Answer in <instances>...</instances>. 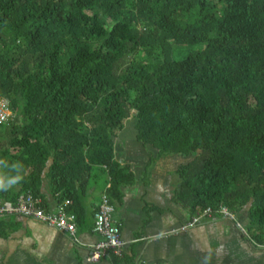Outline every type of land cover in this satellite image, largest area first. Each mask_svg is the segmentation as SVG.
Returning a JSON list of instances; mask_svg holds the SVG:
<instances>
[{
	"label": "trees",
	"instance_id": "trees-1",
	"mask_svg": "<svg viewBox=\"0 0 264 264\" xmlns=\"http://www.w3.org/2000/svg\"><path fill=\"white\" fill-rule=\"evenodd\" d=\"M2 101L1 199L46 181L81 226V193L134 182L113 159L133 117L185 159L177 204L244 210L264 242V0H0Z\"/></svg>",
	"mask_w": 264,
	"mask_h": 264
},
{
	"label": "crops",
	"instance_id": "crops-1",
	"mask_svg": "<svg viewBox=\"0 0 264 264\" xmlns=\"http://www.w3.org/2000/svg\"><path fill=\"white\" fill-rule=\"evenodd\" d=\"M134 122L125 125L113 143L114 161L135 176L131 185L119 187L118 197L111 198L113 220L124 242L122 257L87 260L102 239L93 224L107 184L105 189L92 185L79 195L78 216L84 223L79 226L75 220L74 238L34 218H0V264H264V246L248 232L244 210L233 219L206 218L178 234L170 233L194 217L174 201L175 171L185 159L158 157L156 149L137 140ZM40 191L41 207L54 213L62 203L60 195L51 194L46 181Z\"/></svg>",
	"mask_w": 264,
	"mask_h": 264
},
{
	"label": "built area",
	"instance_id": "built-area-1",
	"mask_svg": "<svg viewBox=\"0 0 264 264\" xmlns=\"http://www.w3.org/2000/svg\"><path fill=\"white\" fill-rule=\"evenodd\" d=\"M10 116L11 112L8 103L5 101L0 102V123L6 122ZM0 186H2L1 180ZM69 205L70 201H64L57 205L54 213H46L41 207L40 197H34L30 194L21 195L15 203L0 199V218L7 215L34 218L54 227L58 231L68 233L74 238L76 234V217L67 210ZM113 211L114 207L109 196L106 193L101 194L100 203L94 215L93 231L102 239L93 246L87 258L90 263L99 262L102 259L109 258L111 255L118 258L123 255L124 242L121 238L120 227L113 220ZM215 213L220 217L234 218L233 214L224 207L218 209ZM213 215V211L207 208L197 213L185 225L172 230L170 233L178 234L181 231L195 226L203 219L214 218ZM262 245L264 246V242H262Z\"/></svg>",
	"mask_w": 264,
	"mask_h": 264
},
{
	"label": "rangeland",
	"instance_id": "rangeland-1",
	"mask_svg": "<svg viewBox=\"0 0 264 264\" xmlns=\"http://www.w3.org/2000/svg\"><path fill=\"white\" fill-rule=\"evenodd\" d=\"M134 120V118L133 117H131V118H129L126 122H125V125L126 126H129L130 125V123L132 122ZM134 124H135V122H134ZM199 212H201V211H199ZM198 212V213H199ZM243 213V212H242ZM245 213V212H244ZM236 216L238 217V215L236 214ZM239 216H241V213H240V215Z\"/></svg>",
	"mask_w": 264,
	"mask_h": 264
}]
</instances>
